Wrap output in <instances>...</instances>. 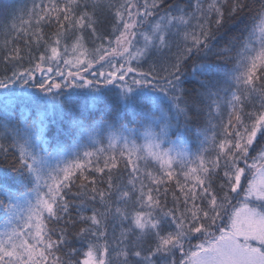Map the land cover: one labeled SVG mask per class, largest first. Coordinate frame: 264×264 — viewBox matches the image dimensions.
I'll return each mask as SVG.
<instances>
[{
	"label": "snow or ice",
	"instance_id": "snow-or-ice-1",
	"mask_svg": "<svg viewBox=\"0 0 264 264\" xmlns=\"http://www.w3.org/2000/svg\"><path fill=\"white\" fill-rule=\"evenodd\" d=\"M3 7L0 264H264V0Z\"/></svg>",
	"mask_w": 264,
	"mask_h": 264
},
{
	"label": "trees",
	"instance_id": "trees-1",
	"mask_svg": "<svg viewBox=\"0 0 264 264\" xmlns=\"http://www.w3.org/2000/svg\"><path fill=\"white\" fill-rule=\"evenodd\" d=\"M39 2V0H37ZM32 0H0V18H3L5 15V9L3 7L4 4H10L14 8H19L23 5H28L29 7L31 6ZM12 12V8H9L7 10V15L10 17ZM175 139V137H173ZM167 146V145H165ZM197 144L193 141H187V142H182L179 145H177V149H183L188 153H194L197 150Z\"/></svg>",
	"mask_w": 264,
	"mask_h": 264
}]
</instances>
